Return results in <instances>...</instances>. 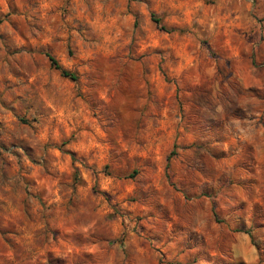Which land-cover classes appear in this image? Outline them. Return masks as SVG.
Wrapping results in <instances>:
<instances>
[{
	"label": "rangeland",
	"instance_id": "rangeland-1",
	"mask_svg": "<svg viewBox=\"0 0 264 264\" xmlns=\"http://www.w3.org/2000/svg\"><path fill=\"white\" fill-rule=\"evenodd\" d=\"M0 264H264V0H0Z\"/></svg>",
	"mask_w": 264,
	"mask_h": 264
},
{
	"label": "trees",
	"instance_id": "trees-1",
	"mask_svg": "<svg viewBox=\"0 0 264 264\" xmlns=\"http://www.w3.org/2000/svg\"><path fill=\"white\" fill-rule=\"evenodd\" d=\"M49 60H50L51 65H52L55 69H57V70L60 71L61 76H63V77H67V78H70L71 80H75L74 75L71 74V73H69L68 71L62 69V68L57 64V62L55 61L54 58L49 57Z\"/></svg>",
	"mask_w": 264,
	"mask_h": 264
}]
</instances>
